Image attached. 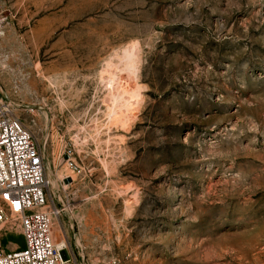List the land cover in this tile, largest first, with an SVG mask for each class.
I'll return each instance as SVG.
<instances>
[{"label": "rangeland", "instance_id": "374dc122", "mask_svg": "<svg viewBox=\"0 0 264 264\" xmlns=\"http://www.w3.org/2000/svg\"><path fill=\"white\" fill-rule=\"evenodd\" d=\"M0 94L76 264H264V0H0Z\"/></svg>", "mask_w": 264, "mask_h": 264}, {"label": "built area", "instance_id": "2783aa9c", "mask_svg": "<svg viewBox=\"0 0 264 264\" xmlns=\"http://www.w3.org/2000/svg\"><path fill=\"white\" fill-rule=\"evenodd\" d=\"M49 185L39 139L0 94V264H76L70 241L54 237L52 216L60 210ZM15 224L25 245L8 249L5 238Z\"/></svg>", "mask_w": 264, "mask_h": 264}, {"label": "bare ground", "instance_id": "6f19581e", "mask_svg": "<svg viewBox=\"0 0 264 264\" xmlns=\"http://www.w3.org/2000/svg\"><path fill=\"white\" fill-rule=\"evenodd\" d=\"M127 63L128 58L125 57V55H122L120 62L117 61V65H114L117 69L114 71L113 69H108L109 71L106 72L109 74L111 81L114 84V88L121 92L119 102H117V104L110 103L112 111L109 119L112 123L124 122L126 120L128 110L137 102L138 96H140V91L135 89L132 85L134 80L127 74V72L130 71ZM63 253L64 255H67L65 250H63Z\"/></svg>", "mask_w": 264, "mask_h": 264}, {"label": "water", "instance_id": "95a60500", "mask_svg": "<svg viewBox=\"0 0 264 264\" xmlns=\"http://www.w3.org/2000/svg\"><path fill=\"white\" fill-rule=\"evenodd\" d=\"M66 256V255H65Z\"/></svg>", "mask_w": 264, "mask_h": 264}]
</instances>
